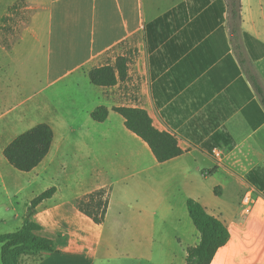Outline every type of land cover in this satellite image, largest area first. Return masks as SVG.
I'll list each match as a JSON object with an SVG mask.
<instances>
[{"label": "crops", "instance_id": "crops-1", "mask_svg": "<svg viewBox=\"0 0 264 264\" xmlns=\"http://www.w3.org/2000/svg\"><path fill=\"white\" fill-rule=\"evenodd\" d=\"M21 1L29 17L18 41L0 57L25 52L34 76L48 78V86L35 91L0 69V152L24 131L49 123L51 150L28 173L57 187L33 220L58 249L31 264H97L101 252L108 258L115 248L130 257L129 264H178L180 252L185 264L192 245L183 241L184 229L199 233L189 198L231 232L212 264L229 257L238 264L240 253L264 263V0ZM17 2L0 0V21ZM119 57L128 58L124 78L117 71L114 85L91 82V69L114 66ZM102 105L109 115L98 122L91 113ZM116 107L145 109L183 153L159 162ZM76 109L87 112L86 132L74 126ZM34 117L39 121L28 125ZM78 140L90 141L91 163L100 166L87 189L61 179L74 151L71 142ZM101 188L109 207L99 224L76 202Z\"/></svg>", "mask_w": 264, "mask_h": 264}, {"label": "trees", "instance_id": "trees-1", "mask_svg": "<svg viewBox=\"0 0 264 264\" xmlns=\"http://www.w3.org/2000/svg\"><path fill=\"white\" fill-rule=\"evenodd\" d=\"M10 15L2 17L5 22ZM127 57H119L116 65L96 67L89 71L92 83L101 86L114 85L119 77L122 79L127 71ZM116 111L125 118L126 126L148 143L159 162H165L183 153L177 139L158 130L151 116L143 108L116 107ZM109 115L105 105L94 109L91 116L98 122H103ZM54 140V130L49 123L42 122L24 131L12 140L4 149L8 162L20 171L29 172L37 167L51 150ZM57 191L52 186L36 197L28 205L22 227L16 231L0 234L1 256L0 264H20L23 255L51 252L56 249V241L41 235L42 226L33 220L37 206L52 197ZM78 209L91 217L96 223L105 222L109 207V196L105 188L86 194L76 202ZM188 211L197 230L200 233L199 242L187 248L186 264H212L218 251L231 239L227 224L213 215L206 206L195 198H189Z\"/></svg>", "mask_w": 264, "mask_h": 264}, {"label": "rangeland", "instance_id": "rangeland-1", "mask_svg": "<svg viewBox=\"0 0 264 264\" xmlns=\"http://www.w3.org/2000/svg\"><path fill=\"white\" fill-rule=\"evenodd\" d=\"M24 5L25 2L19 0L16 6L9 10L10 17H8L5 22H1L0 24V55H3L4 53L11 50L13 45H15L19 39L21 28L29 17V12L25 10ZM17 56L16 59L10 54L3 56L2 58L0 57V69L7 68V70H11L10 72L13 76L20 77L22 80L31 84V87L35 91L45 90L48 86V78L44 77L38 79L36 76H34V62L31 58H29V56L26 58L25 52H23L22 55L17 54ZM73 77L74 75H71L69 78L67 77L66 80H72ZM21 95L24 96L23 92ZM68 100H71V98ZM78 112L80 113V117L74 126L76 129H78V131L83 130L86 132L88 131L89 127L88 124H86L89 119L85 120L88 118L87 112L76 109V113ZM38 119L39 118L34 117L28 125L34 124L36 121H39ZM90 120L93 121V119ZM71 143L74 146V151L68 153V168L66 173H62L61 179H64L66 184L69 186L76 188L83 187L87 189V187H91L96 182L98 177L97 171L99 170L100 166L91 163L90 141L78 140ZM4 144L5 141L0 142V146H3ZM47 183L48 181L46 180H41V178H39L37 181L32 178V175L28 172L18 170L8 162L4 156V153L0 152V234H7L22 227L21 220L26 213L27 203L30 202L33 193H38L43 191V189H48L50 186ZM108 234V231L104 232L101 250H103L106 240L109 237ZM184 235L183 241L189 243L188 245H194L199 242L200 234H195V231L193 233L192 228L190 229V227H185ZM163 239L166 240L167 238ZM174 244L176 243L174 242ZM186 246L184 247V250L186 249ZM57 249L58 243L56 245V249L51 252H55ZM43 254H45V252L23 255L20 264H31L30 261H35L36 257H40ZM185 254L186 253L183 252L177 254L178 264L184 263L183 258ZM102 255L103 253L101 252L99 258L97 259V264H129L131 261L130 257H128L126 254H122V248H115L113 250V256L111 249L110 253L107 254L110 255L108 258H104ZM237 259L240 260V264H264L255 261V259L251 257V254L246 253L238 254ZM220 263L233 264L234 259L229 257L226 263ZM220 263L218 259V261H216L214 264Z\"/></svg>", "mask_w": 264, "mask_h": 264}, {"label": "built area", "instance_id": "built-area-1", "mask_svg": "<svg viewBox=\"0 0 264 264\" xmlns=\"http://www.w3.org/2000/svg\"><path fill=\"white\" fill-rule=\"evenodd\" d=\"M214 154L216 155V157L219 159V160H222L223 159V153H222V150L220 149H214ZM243 202L245 204V210L246 212H249L250 211V203H251V199H250V195H246L244 198H243Z\"/></svg>", "mask_w": 264, "mask_h": 264}]
</instances>
